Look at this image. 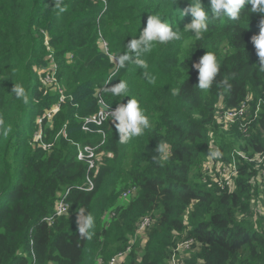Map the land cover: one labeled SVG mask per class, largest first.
<instances>
[{
	"label": "trees",
	"instance_id": "trees-1",
	"mask_svg": "<svg viewBox=\"0 0 264 264\" xmlns=\"http://www.w3.org/2000/svg\"><path fill=\"white\" fill-rule=\"evenodd\" d=\"M189 3L62 0L65 10L60 12L54 0H0V264H30L31 249L38 264H109L130 244L144 216L153 218L146 238L139 242L138 237L120 264H169L173 248L190 238L186 264H264V214H258L255 202L264 193L256 181L260 169L242 160L234 186L221 187L204 168L209 157L228 160L236 148L251 156L264 152V112L250 135L215 119L221 100L232 108L249 95L264 98V69L252 42L262 14L246 5L237 21L216 19L210 0H202L210 21L197 39L184 30L192 20L182 15ZM155 14L178 29L181 39L156 43L142 53L145 70L134 62L128 44ZM45 32L58 78L66 95H73L52 122L43 120V137L53 143L51 149L33 140L38 118L60 98L40 77L39 68L48 66L52 54ZM101 37L118 66L103 50ZM207 51L217 57L220 71L213 85L201 90L195 87L193 64ZM125 55L133 62L124 61ZM120 81L126 83V97L110 90ZM15 84L25 89L27 104L12 91ZM98 92L114 106L135 99L150 126L121 144L115 122L107 121L103 149L110 155L95 174L94 189L85 191L77 186L87 166L77 159L69 138L96 139L80 126L81 118L98 109ZM65 125L67 138L58 135ZM158 143L167 145L166 153L156 151ZM132 187L135 192L124 197ZM67 188L68 213L48 223L45 218ZM81 209L94 219L87 235L77 229Z\"/></svg>",
	"mask_w": 264,
	"mask_h": 264
},
{
	"label": "clouds",
	"instance_id": "clouds-1",
	"mask_svg": "<svg viewBox=\"0 0 264 264\" xmlns=\"http://www.w3.org/2000/svg\"><path fill=\"white\" fill-rule=\"evenodd\" d=\"M54 3H55V7L58 8L60 12H63L65 10L63 7H61L62 0H54ZM246 5H251L250 11L252 13L262 14V18L260 20V31L257 35H254L252 37V42L255 46L256 53H257V56L259 58V65L261 66L262 69H264V0H210V7L209 8H210L212 18L219 19L221 17L226 16L228 19H230L232 21H237L240 19L241 10L244 9L246 7ZM182 15H183V17L186 15H191L192 20L190 23H188L184 27V30L193 33L197 39H200L202 37V34L208 31L209 21H210L209 9H206L204 7L202 0H190L189 6L185 9H183ZM102 38L103 37L100 38V41L102 40ZM179 39H181L180 31L178 29L174 30L171 24H169L166 20L162 19L159 14H155V15L148 16L147 21H146V26L141 30L139 37L132 38L129 41L128 46L135 53L134 62L139 67L147 70L148 64L144 59L141 58L142 53L150 52L152 47L156 43H168L170 41H175V40H179ZM101 45H102V43H101ZM108 47H109V45H108ZM102 48H103V46H102ZM103 50H104V48H103ZM51 53L52 54L50 55V58L52 57L56 61L55 56L53 55L54 52L52 51ZM107 54L110 57L112 55L110 53H107ZM123 60L128 61V62H133L132 58H130L126 55L123 57ZM115 62H116V66H118L119 65V59H118V61L115 60ZM45 67H46V65L39 68L41 70L40 77H41L42 82H43L42 69L44 70ZM193 67L198 70V84L195 87H198L201 90H208L213 85V83L216 80V77L220 71V63H219L217 57L214 54L207 51L206 54H204L199 59L198 62L193 64ZM116 73H117V70L111 71L109 79H107V81L105 83L106 86L110 83V79ZM145 74L147 75V72H145ZM149 81L154 82V78L149 77ZM223 83L227 86V88L231 87V85L227 83L226 79L223 81ZM45 88L48 89L47 87H45ZM63 88L65 90L64 86H63ZM49 90L52 91L51 88H49ZM110 90H111L113 95L125 96V97L127 96V92H128L126 83L123 81H120V82L116 83L115 85L111 86ZM12 91H14L16 93L18 98H22V100L25 104H27L29 102V97L26 94L25 89L23 87H21L20 85L15 84ZM65 93H66V90H65ZM99 96H102L106 100L104 95L101 94L100 92H98V94H97V99ZM68 98H70V100H73V95L68 94L67 99ZM106 102H107V100H106ZM57 103H55V104H57ZM64 103L61 104L60 109L62 108ZM55 104H52L48 109L52 108V106ZM97 104H98V100H97ZM74 105L77 106L78 104L74 103ZM109 105L114 106L112 104H109ZM114 107H116V108L110 112L112 117L110 119H107L104 122V124L109 120H113L115 122V128L117 130V133L119 136V142L121 144L127 143L133 137H138V136L142 135L144 130L149 128V126H150L149 119L144 114L143 110L140 108V106L138 105V103L135 99L131 98L130 100L127 101V103H120L118 106H114ZM98 108H99V104H98ZM48 109H46V110H48ZM46 110L44 111L43 115L41 117H39L37 120L39 123V129L36 130V132L34 133L33 140H34V144H36V142H38L40 146L45 147L43 144L46 143V144H51V147H52L53 143H47L44 140L42 123H43V120H47L48 122H52V119L54 118L55 114L59 110L54 114V116L51 120L43 117ZM97 110H95L91 113H88L83 118H81L82 123H81L80 128L84 133H86V131H84L82 129V125L85 122L86 117L89 116L90 114L96 112ZM76 115L78 116V114H76ZM40 119H42L41 122H40ZM104 124L101 126L102 128H104L103 127ZM65 128H66V125L58 133V135L63 134L64 137L67 138L68 132ZM39 133H41L42 136L36 138L35 136ZM87 134H89V133H87ZM95 135H97L98 137L96 136L95 140H93L91 142H87V143L98 142V140L101 137H100V135H98L96 133H95ZM106 140H107V135H106ZM69 141L76 147L77 154H78V144H80V145L86 144L82 141L73 140L71 138H69ZM51 147L48 149H51ZM45 148H47V147H45ZM156 151L159 153H166L167 145L165 143H158L156 146ZM215 155H219V153L217 152V153H215ZM154 159H155V157H154ZM76 223H77V229H78L79 233L81 235H87L88 229H90L94 226V219L90 214L84 215V210L81 209L80 212L77 214Z\"/></svg>",
	"mask_w": 264,
	"mask_h": 264
},
{
	"label": "built area",
	"instance_id": "built-area-1",
	"mask_svg": "<svg viewBox=\"0 0 264 264\" xmlns=\"http://www.w3.org/2000/svg\"><path fill=\"white\" fill-rule=\"evenodd\" d=\"M98 1V0H96ZM107 5V0H102ZM45 40L49 49L52 52L49 44V37L45 32ZM101 43L104 50L109 53L108 42L102 38ZM111 57L118 61V59L111 55ZM52 58V57H51ZM58 64L51 59L47 67L44 68V74L42 75L43 84L52 91H57L60 94L59 102L52 106V108L46 110L44 118L51 120L54 114L60 109L62 103L67 99L65 90L58 78ZM99 108L96 112L86 117L85 122L82 125V129L89 134H98L100 139L96 143H86L83 145L78 144L77 159L83 161L86 166L85 180L82 184L77 187L81 190L90 191L95 187V174H97L99 166L102 164L104 156L109 153L106 152L103 147L106 144V132L101 126L107 119L112 116L110 112L116 107L109 105L106 100L102 97H98ZM264 112V98L260 97L254 100L252 95H249L246 99L242 100L236 107L226 108L223 106L222 100L216 105L215 119L218 124L224 125L226 128L237 126V128L250 135V130L253 123L259 118L263 117L261 114ZM42 119H40L41 122ZM39 133L35 137H41ZM45 147L50 148L51 144H43ZM230 158L228 160L220 159L217 157H209L204 164L205 170H207L211 176V180L221 187H233L235 179L239 174V163L243 161H250L256 164L260 169L259 177L256 179L258 183L263 187L264 190V152L256 153L251 156L246 152L239 150H233L229 153ZM136 187H132L123 193L126 197L135 192ZM70 189L67 188L64 192L60 193L58 200L55 203L54 213L47 216L45 220L48 223H52L55 216L67 214L70 208L68 201ZM264 214V210H262ZM153 218L151 216H144L135 232V236L131 239L130 244L124 250L118 251L109 260V264H120L124 260L126 255L131 251L132 245L139 236L146 237V230L152 224ZM193 239H186L180 241L172 250L169 258V264H186L185 260L188 256V251L191 248ZM38 264L37 256L33 249H31V263Z\"/></svg>",
	"mask_w": 264,
	"mask_h": 264
},
{
	"label": "rangeland",
	"instance_id": "rangeland-1",
	"mask_svg": "<svg viewBox=\"0 0 264 264\" xmlns=\"http://www.w3.org/2000/svg\"><path fill=\"white\" fill-rule=\"evenodd\" d=\"M105 40V39H104ZM103 44V43H102ZM42 121V120H41ZM236 148V147H235ZM234 150H237V148L236 149H234ZM106 155H110V153H107ZM255 202H256V204H257V206H256V208H257V210H258V214H262V210H264V193L263 192H261L260 193V195L258 196V197H256V199H255ZM146 237H144V235L143 236H139V242H143V240L145 239Z\"/></svg>",
	"mask_w": 264,
	"mask_h": 264
}]
</instances>
